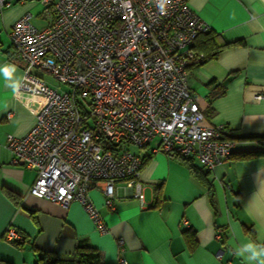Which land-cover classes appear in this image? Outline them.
Here are the masks:
<instances>
[{
  "label": "crops",
  "instance_id": "obj_1",
  "mask_svg": "<svg viewBox=\"0 0 264 264\" xmlns=\"http://www.w3.org/2000/svg\"><path fill=\"white\" fill-rule=\"evenodd\" d=\"M7 1L0 8V261L33 264L42 251L70 256L76 240L86 238L100 252L97 264H259L242 250L264 247V0H188L218 40L237 41L186 68L206 120L225 126L231 155L200 179L175 155L141 148L142 201L126 180L115 182L113 210L101 181L88 190L108 226L103 233L80 201L63 205L30 193L36 171L11 162L6 134L29 130L42 97L17 89L22 62L11 56L7 31L27 10L37 26L47 19L40 0ZM247 152L255 154L240 156ZM9 226L19 244L4 237ZM188 227L193 247L183 233Z\"/></svg>",
  "mask_w": 264,
  "mask_h": 264
},
{
  "label": "built area",
  "instance_id": "obj_2",
  "mask_svg": "<svg viewBox=\"0 0 264 264\" xmlns=\"http://www.w3.org/2000/svg\"><path fill=\"white\" fill-rule=\"evenodd\" d=\"M40 1L44 25L27 10L7 31L11 56L22 62L17 89L42 97L29 130L5 140L11 162L36 171L30 193L80 201L103 233L108 226L88 197L96 182L109 210L118 180L143 198V156L131 145L194 156L208 170L229 157L225 126L206 120L187 85V66L204 59L193 41L209 28L188 0ZM4 237L18 233L9 226Z\"/></svg>",
  "mask_w": 264,
  "mask_h": 264
},
{
  "label": "trees",
  "instance_id": "obj_3",
  "mask_svg": "<svg viewBox=\"0 0 264 264\" xmlns=\"http://www.w3.org/2000/svg\"><path fill=\"white\" fill-rule=\"evenodd\" d=\"M194 41H193V47L196 48L198 51H202L204 53L203 60L215 56L220 48L226 45L237 43V41L218 40L217 34L210 28L198 33ZM169 154L175 155L176 157L181 159L184 163H186L190 169V172L195 177H198L200 179H206V172L210 170L206 169L204 166H198L196 163H194L191 156L183 155L178 152H169ZM252 154H255V152H247L241 154L240 156L245 157ZM159 188H160V184H157V186L155 187V191L157 195L159 194ZM5 191L10 196H13L14 194L13 191L8 188L5 189ZM183 233L188 241V244L191 247H193L195 245L194 230L191 227H188L184 229ZM10 241H12L15 244H19L20 242L16 238L11 239ZM99 261H100L99 250L96 247L89 244L86 238H79L76 240L75 246L70 256L62 257L56 255L51 251H42L38 254L33 264H97ZM0 264H12V263L7 260H1Z\"/></svg>",
  "mask_w": 264,
  "mask_h": 264
},
{
  "label": "clouds",
  "instance_id": "obj_4",
  "mask_svg": "<svg viewBox=\"0 0 264 264\" xmlns=\"http://www.w3.org/2000/svg\"><path fill=\"white\" fill-rule=\"evenodd\" d=\"M5 75H8V70L5 69ZM13 87H15V85H13ZM243 251H247L250 252V256L247 257V259L249 260H259V264H264V259H261V257H264V247H260L258 250L256 248V246H254L253 244L249 243L247 245H245Z\"/></svg>",
  "mask_w": 264,
  "mask_h": 264
},
{
  "label": "rangeland",
  "instance_id": "obj_5",
  "mask_svg": "<svg viewBox=\"0 0 264 264\" xmlns=\"http://www.w3.org/2000/svg\"><path fill=\"white\" fill-rule=\"evenodd\" d=\"M8 40H9V39H8ZM44 75H45V78H46L51 84L55 85V84H58V83H59L58 81L54 80V79H53L48 73H44ZM155 142H156V138H155L154 140H152V142H151V146H152L153 144H155ZM149 147H150V145H149ZM130 149L133 150V151H135V152H137V151L140 150L141 148H138V147H135L134 145H131V146H130Z\"/></svg>",
  "mask_w": 264,
  "mask_h": 264
}]
</instances>
